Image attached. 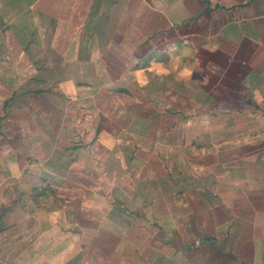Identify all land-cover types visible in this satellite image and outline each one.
Segmentation results:
<instances>
[{"label": "crops", "instance_id": "1", "mask_svg": "<svg viewBox=\"0 0 264 264\" xmlns=\"http://www.w3.org/2000/svg\"><path fill=\"white\" fill-rule=\"evenodd\" d=\"M124 68L196 104L185 130L158 126L190 133L185 172H153L143 146L130 162L158 187L126 206L149 198L155 225L86 187L103 164L85 153L86 73ZM263 114L264 0H0V264H264Z\"/></svg>", "mask_w": 264, "mask_h": 264}, {"label": "rangeland", "instance_id": "2", "mask_svg": "<svg viewBox=\"0 0 264 264\" xmlns=\"http://www.w3.org/2000/svg\"><path fill=\"white\" fill-rule=\"evenodd\" d=\"M160 69L159 66H156L158 77L161 72H164L160 71ZM185 71L188 74H184ZM180 73L185 77L191 76L188 70H181ZM86 74L90 79L94 80L89 82L86 86L87 89L84 90V93L87 94L85 101L87 113L86 117H84L86 128L84 133H86L85 143L87 142L86 147L88 149L85 153L88 157L98 154L103 158L102 166L97 169L99 173L96 176L97 178L92 179V181L97 179L98 182L93 181L92 183L90 180L86 183L88 195L92 197L90 194H93L95 189L101 191L102 195L107 197L103 198L105 200L104 203L108 205L111 200L113 201L110 209L119 219L128 220V222H132V219H134L138 222L146 221L150 225H155L153 222L155 216L146 212L149 207V198L146 197L144 199L145 202L142 201L143 198H139L140 203H134V206L139 211L136 208H134L135 211H131L132 209L126 206L128 205L126 200L129 195L130 197L132 195L136 196L146 187H158L157 180H151V183L146 181L147 178L144 177V173L148 172L146 166L142 168L141 164H130V162L135 157L134 154L137 148L143 146L146 151H149L148 155L152 158V164L147 166L153 172L161 170V162L166 164V168L168 167L174 172L175 159L178 162L175 164L178 170L185 172V168L189 167L186 156H189L191 151L188 147L190 133L169 131L165 135H160L158 126L163 128L164 126L162 125L165 123L172 124V126L175 123L179 131L185 130V126L191 125L193 118L191 111L196 107V104L189 95H184L185 93L182 94L174 90L175 86L159 83L155 79L148 80V84L144 85L142 83L143 69L124 68L118 73H113L112 76H108V72L105 69H94L88 70ZM117 78L118 80H116ZM131 80L135 84L132 85L130 83L132 82ZM146 92L154 93V102H146V99H144L148 95ZM145 102L146 105L148 104L147 106H145ZM82 103L83 100H81ZM149 105H153L157 109L166 106L170 111V115H162L160 118L156 117L155 119L146 118L148 109L153 110V107H149ZM249 107H252L251 102H248ZM67 118H64V122L69 121L68 126H70L71 120L78 121V118H72V116V119L69 117L67 120ZM248 118V124L258 126L264 124V114L262 116L248 115ZM80 120L83 123L82 117ZM150 120L152 121L150 122ZM201 120L202 118H200ZM150 123L152 126L151 133L148 131ZM114 125L116 126L114 127ZM176 134L183 136V145H180L179 141H168L177 137ZM141 151H139V154H141ZM174 152H178L179 157L178 155H173ZM50 154L51 158L63 160L66 153L57 147V149L53 150L47 149L45 157ZM182 159L186 162V165ZM143 182H146L148 186L144 185ZM95 183L96 185L94 186L93 184ZM110 193L113 198H108ZM151 199L153 198L151 197ZM130 205L132 206L133 204Z\"/></svg>", "mask_w": 264, "mask_h": 264}, {"label": "clouds", "instance_id": "3", "mask_svg": "<svg viewBox=\"0 0 264 264\" xmlns=\"http://www.w3.org/2000/svg\"><path fill=\"white\" fill-rule=\"evenodd\" d=\"M184 74H188V73H187V71H185V73H184Z\"/></svg>", "mask_w": 264, "mask_h": 264}]
</instances>
